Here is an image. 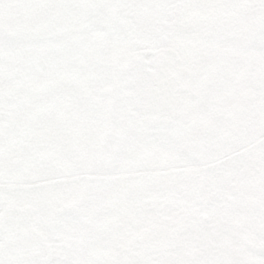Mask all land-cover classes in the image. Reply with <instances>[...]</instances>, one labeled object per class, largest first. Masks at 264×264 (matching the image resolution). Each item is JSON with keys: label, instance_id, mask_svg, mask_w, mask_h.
Wrapping results in <instances>:
<instances>
[{"label": "snow or ice", "instance_id": "6c2138e0", "mask_svg": "<svg viewBox=\"0 0 264 264\" xmlns=\"http://www.w3.org/2000/svg\"><path fill=\"white\" fill-rule=\"evenodd\" d=\"M0 264H264V0H0Z\"/></svg>", "mask_w": 264, "mask_h": 264}]
</instances>
